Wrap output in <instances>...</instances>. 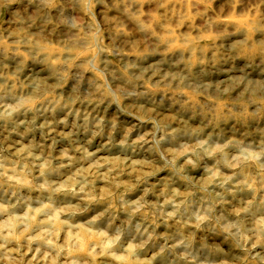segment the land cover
<instances>
[{"label":"rangeland","instance_id":"374dc122","mask_svg":"<svg viewBox=\"0 0 264 264\" xmlns=\"http://www.w3.org/2000/svg\"><path fill=\"white\" fill-rule=\"evenodd\" d=\"M0 264H264V0H0Z\"/></svg>","mask_w":264,"mask_h":264}]
</instances>
